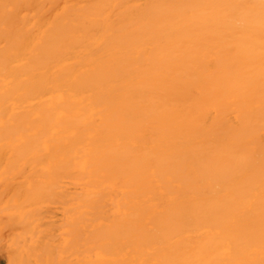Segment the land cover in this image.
<instances>
[{"label": "bare ground", "instance_id": "obj_1", "mask_svg": "<svg viewBox=\"0 0 264 264\" xmlns=\"http://www.w3.org/2000/svg\"><path fill=\"white\" fill-rule=\"evenodd\" d=\"M0 264H264V0H0Z\"/></svg>", "mask_w": 264, "mask_h": 264}]
</instances>
